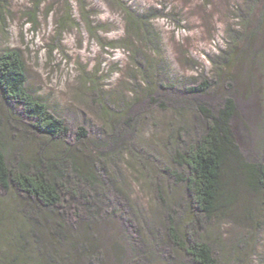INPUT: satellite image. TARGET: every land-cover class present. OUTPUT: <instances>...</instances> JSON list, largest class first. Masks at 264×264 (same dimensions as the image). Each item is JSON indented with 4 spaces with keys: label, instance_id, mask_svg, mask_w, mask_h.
I'll return each mask as SVG.
<instances>
[{
    "label": "trees",
    "instance_id": "obj_1",
    "mask_svg": "<svg viewBox=\"0 0 264 264\" xmlns=\"http://www.w3.org/2000/svg\"><path fill=\"white\" fill-rule=\"evenodd\" d=\"M251 1L257 10L237 17L239 29L226 35L227 49L211 77L184 87V104L167 101L172 121L159 150L139 142L132 147L115 130V124L137 128V119L127 116L130 106L110 109L101 100L107 141L84 129L67 141L64 121L28 92L19 52H0L1 264H223L213 250V227L245 196L264 205V161L243 144L250 128L237 108L238 99L251 95L252 74L264 60V0ZM125 14L149 42L151 19L130 8ZM140 66L147 99L174 89L159 71ZM126 154L139 169L132 171L135 181L140 172L153 191L158 214L132 198L118 161ZM242 219L256 220L248 207ZM100 231L109 234L103 246L95 236ZM248 246L241 237L223 253L227 248L240 262Z\"/></svg>",
    "mask_w": 264,
    "mask_h": 264
},
{
    "label": "rangeland",
    "instance_id": "obj_2",
    "mask_svg": "<svg viewBox=\"0 0 264 264\" xmlns=\"http://www.w3.org/2000/svg\"><path fill=\"white\" fill-rule=\"evenodd\" d=\"M1 1L0 52H19L28 92L64 121L70 131L67 141L74 140L79 129L94 140L107 141L109 124L99 110L101 100L110 109L130 106L127 116L137 119V128L134 123L133 131L115 124V130L126 134L132 147L139 142L153 150L161 148L170 130L167 101L184 104L183 88L211 77L222 59L220 53L227 49L226 35L239 29L237 17L257 10L251 0ZM128 8L151 19L149 42L146 34L129 26ZM260 48H264V37ZM140 64L159 71L161 80L173 83L174 89L161 98L147 99ZM257 65L252 74L254 89L246 100H237V108L250 128L249 137L242 135L243 144L264 161V60ZM122 159L118 161L127 173L125 182L131 185L132 198L158 214L155 195L142 174L137 173L136 182L132 171L137 167L127 154ZM241 202L232 209L234 216L239 215L238 221L231 211L218 228L213 227L214 253L223 264H264V205L253 196H245ZM244 207L256 218L253 224L242 219ZM95 236H102V246L107 244L109 234L100 231ZM241 237L249 246L237 262L227 248L223 253V246L229 247ZM1 242L7 246L6 241Z\"/></svg>",
    "mask_w": 264,
    "mask_h": 264
}]
</instances>
